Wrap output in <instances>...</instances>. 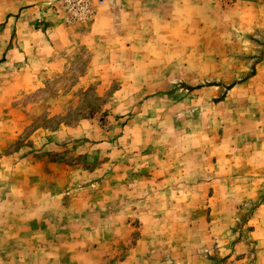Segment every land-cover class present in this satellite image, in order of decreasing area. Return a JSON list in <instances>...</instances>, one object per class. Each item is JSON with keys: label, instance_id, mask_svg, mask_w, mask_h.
I'll return each instance as SVG.
<instances>
[{"label": "rangeland", "instance_id": "obj_1", "mask_svg": "<svg viewBox=\"0 0 264 264\" xmlns=\"http://www.w3.org/2000/svg\"><path fill=\"white\" fill-rule=\"evenodd\" d=\"M64 1L0 0V264H264V0Z\"/></svg>", "mask_w": 264, "mask_h": 264}, {"label": "crops", "instance_id": "obj_2", "mask_svg": "<svg viewBox=\"0 0 264 264\" xmlns=\"http://www.w3.org/2000/svg\"><path fill=\"white\" fill-rule=\"evenodd\" d=\"M21 20V19H20ZM46 20V19H43ZM22 21V20H21ZM47 22V21H45ZM65 27L62 25H48L47 26V31L45 33V37L47 34V37L49 38L50 42L52 43L53 41H56L58 43L62 42V37H66L65 33ZM62 34V36H61ZM41 36L44 38L43 32H41ZM73 39L79 40L78 42H75L77 44L75 48H81L86 44V37L84 34H79L78 36H74ZM48 40V39H47ZM48 40V41H49ZM44 42L46 43V38H44ZM84 42V44H83ZM66 48H70V41L65 40V42L62 43L60 46V49L56 51H46V59L45 63L43 62L42 59L38 57V53L35 49V47H29V49H23V52L21 54V58L23 59L25 56H27V62H29L28 66L21 67L20 73L16 74V79L13 80L12 82L9 81L8 88L6 89V95L8 97L14 96L17 93H20L24 88L27 86L35 85L38 80H40V75L42 74V71L44 68H46L50 71H61L64 68L65 64V56H54V54H58L60 50H64ZM88 48V46H86ZM57 52V53H56ZM96 51H92V61H94L95 58V53ZM41 60V62H39ZM48 65V67L46 66ZM23 68L28 69V71H25ZM19 69V70H20Z\"/></svg>", "mask_w": 264, "mask_h": 264}, {"label": "built area", "instance_id": "obj_3", "mask_svg": "<svg viewBox=\"0 0 264 264\" xmlns=\"http://www.w3.org/2000/svg\"><path fill=\"white\" fill-rule=\"evenodd\" d=\"M94 0H65L66 10L73 22H87L93 12Z\"/></svg>", "mask_w": 264, "mask_h": 264}]
</instances>
